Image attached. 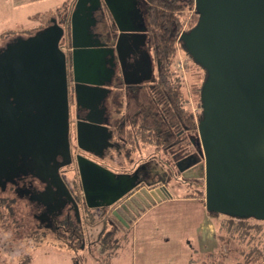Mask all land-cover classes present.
Segmentation results:
<instances>
[{
  "label": "water",
  "instance_id": "water-1",
  "mask_svg": "<svg viewBox=\"0 0 264 264\" xmlns=\"http://www.w3.org/2000/svg\"><path fill=\"white\" fill-rule=\"evenodd\" d=\"M139 2L76 0L70 24L79 104L96 93L104 98L115 73L108 61L111 51L99 37L89 40V28L96 25L93 11L102 6L110 10L124 37L148 31ZM195 7L198 22L179 40L206 78L196 137L200 157L187 168L199 162L193 177L205 179L207 212L264 221V0H195ZM135 22L143 27L135 28ZM64 34L54 17L48 27L0 50V170L19 156H41L48 162L62 151L71 162L67 55L60 45ZM88 118L85 125L78 123L79 146L104 158L98 150L108 147V126ZM77 161L86 205L111 207V217L125 226L137 214L136 205L142 211L170 196L165 187L141 188L121 203L137 186L134 174L117 175L83 156ZM75 212L79 218L76 203Z\"/></svg>",
  "mask_w": 264,
  "mask_h": 264
},
{
  "label": "rangeland",
  "instance_id": "rangeland-1",
  "mask_svg": "<svg viewBox=\"0 0 264 264\" xmlns=\"http://www.w3.org/2000/svg\"><path fill=\"white\" fill-rule=\"evenodd\" d=\"M75 4L76 0H0V50L15 38L30 37L48 27L51 19L55 17L65 29L60 44L65 51L71 42L70 20ZM192 11H196V7ZM36 14L40 15L35 17ZM105 23V19L98 22L96 18L95 31L99 32L97 34L103 32ZM121 34L118 44L120 43L122 47L124 44L125 52L128 53V57L123 55L126 60H123L121 65L124 64L126 72H131L132 76L147 79L144 70L149 68L152 62V49L148 44L147 33H126V37ZM188 63L189 61L187 72L180 75L185 82L186 105L194 111L201 104L192 90L194 78L190 76ZM151 69L152 66L150 72ZM200 111L202 114V108ZM128 145L134 151L126 159L123 157L124 163L121 167L113 165L106 158L101 159L102 162L99 163L107 167L132 170L138 159L141 160V164L150 162L147 180L154 174L161 176L162 181L154 186L165 187L170 195L168 198L156 202L155 205L152 203L150 206L144 205L141 219L134 228L113 235L103 234L105 226L98 213L95 215V212H92L94 210H91L92 213L81 210V224L77 223L74 215L73 219L76 225H81L84 230L82 236L85 248H82L81 241L74 240L71 243L68 241L69 238H60L50 230L39 229L36 212L30 209L28 202L19 198L10 199V195L1 193L0 264H236L245 259L240 251L244 249L248 253V248H251L252 244H238L237 240H227L219 225L224 216H211L207 212L205 179L193 177L200 169L197 168L198 171L193 169L191 174V179L198 180L186 184L184 181L187 179L180 176L174 167V171L167 169L165 162L170 158L168 153L160 152V149L151 146H142L141 149V144L137 146V143ZM77 150V148L73 150L74 154ZM131 157L134 161H131ZM143 170L146 171V168ZM167 170L170 173V175L167 173L168 177L165 172ZM66 173L70 182L76 180L75 192L80 194L81 190L77 186L80 179L77 163ZM143 177L146 178L145 175ZM144 182L145 185L142 184L141 188L147 191L156 189L153 184L149 186L146 185V180ZM200 191L203 194L202 200L195 197ZM261 227L263 233L260 235L259 245L264 253V222ZM255 235L258 236L257 233ZM99 239L101 241L98 244L93 242L92 245L91 241ZM104 239H109V242L103 246ZM99 257L102 261L98 259Z\"/></svg>",
  "mask_w": 264,
  "mask_h": 264
},
{
  "label": "flooded vegetation",
  "instance_id": "flooded-vegetation-1",
  "mask_svg": "<svg viewBox=\"0 0 264 264\" xmlns=\"http://www.w3.org/2000/svg\"><path fill=\"white\" fill-rule=\"evenodd\" d=\"M147 6V1L143 2L142 0H140L139 8L141 13H143L144 18L146 16ZM93 14L98 19V22L100 19H105L106 23L104 24V28L102 30L103 32L100 34H97L99 32L95 31V26L89 28V34L92 35L89 40L95 41V38L99 37V40L107 47L108 51H111L110 53H108V61L110 68L115 69V73L111 76L110 80L105 86V88H107V91L104 98L101 97L102 93H96L94 96L88 98L87 100L86 98H84L81 104H79L72 66L71 34L70 45L68 46V49L64 51L67 55L68 66V138L71 153V162L68 163L66 158L61 155L63 153L62 151V153L59 152L48 162L46 160L47 163L41 156H37L35 158L33 156H19L14 163L8 164L4 169L0 170V194H8L11 196L10 199L19 198L21 200H25L26 202H28L30 209L36 212L35 217L39 222V229L50 230L60 238H69L68 241L70 242L74 240L81 241L83 243V245L81 246L82 248H85L84 237L82 236L84 234V230L82 229L81 225H76V222L73 219V215L75 219H77V223L81 224V210L89 212H91V210H94L92 212H95V215L96 213H98L105 226L103 234L106 233L113 235L114 233L124 231L125 229L130 230L134 228L135 224L139 223V220L141 219V205H136L137 214L135 213L132 221L128 222V226H125L111 217V207L89 208L86 205L79 166L78 172L80 184L78 183L77 186L81 190L79 192L80 194H77L75 192L76 180L73 179V182H70L69 179H67L66 172L69 168H72L74 164L77 163L78 165V156H83L96 163H99V161L102 162L101 159L106 158L113 165H117L118 167L122 166V164L124 163L123 157L126 159L134 151V149L129 147L128 143L118 134L119 127L126 124V121L123 120L126 116L125 112H123V109L127 106L128 99H134L138 94L141 95V85L150 82L159 69V66L154 65V63L152 65V69L154 68L153 71L150 72V67L145 69L144 74L145 76H147V79L145 80H142L141 77L137 78L136 76H132L133 74L131 72H126V67L124 66V64H121L123 60H126L124 56L128 57V53L125 52L126 46H124V44L122 47L119 43L118 47V38L121 32L114 22L111 11L102 6V8L93 11ZM134 27L140 29L143 27V25L139 22H135ZM145 33H147L148 38V31H146ZM126 36L127 35H125L124 37ZM88 116L94 120L104 121V124L108 126V132L110 134V139H108V147L105 152L98 150V153H103L104 158H100L97 155L87 152L81 149L79 146L77 136L78 123L85 125L86 122H88ZM178 137L180 139V142L176 145L171 144L172 146L168 149V151L164 152L170 155V158H168L167 162H165L166 167L171 171H174V167L175 171L180 176H183V173L185 172L187 175H191V172H187V170L181 171V169L192 168L194 169V171H198L199 169V167H197L199 162L187 168L188 164H193L194 161H199L200 156L199 151L196 147V138L193 137V135L187 128L181 131L178 134ZM93 143L96 145V142ZM58 144L63 145V141L59 139ZM76 148L78 150L77 153L74 154L73 150H75ZM160 152H163V150H160ZM130 159L131 161H134L133 157H131ZM143 164H145V166ZM105 167L110 169L117 175L134 174V176L136 177L137 186L133 189V191L125 196L121 203L131 196H134L136 193L140 192L141 186L145 185L144 180H146V185L153 184V187L156 188L154 185L159 181L161 182L163 179L161 176L159 177L158 174H154L152 178L149 177V180H147V168H150V162H142L141 164L140 159L137 160V163L132 168V170H123L122 168L117 169L111 166ZM145 168L146 171L143 170ZM168 170L165 172L166 174L168 173L170 175ZM143 175H145L146 178H144ZM157 177L159 178L158 181ZM59 178L63 180L71 196L67 192H65V189ZM186 179L187 180L184 181L186 184L193 183L194 180H198L197 178ZM81 192L83 194H81ZM2 198L4 199V197ZM75 203L79 208V218L76 216ZM106 228H108V231L106 230Z\"/></svg>",
  "mask_w": 264,
  "mask_h": 264
},
{
  "label": "trees",
  "instance_id": "trees-1",
  "mask_svg": "<svg viewBox=\"0 0 264 264\" xmlns=\"http://www.w3.org/2000/svg\"><path fill=\"white\" fill-rule=\"evenodd\" d=\"M142 1L148 2L146 11V22L149 29L148 43L152 49L153 63L159 66V69L150 82L141 85V95L138 94L134 99L127 100V106L123 109L126 114L123 120L126 124L119 127L118 134L129 144L137 143V146L141 144V149L144 146H151L167 152L172 145L180 142L178 134L184 129L187 128L194 138L198 134L197 127L201 112L196 115L186 105L185 82L181 73L176 69V58L179 34L193 28L199 16L196 11H192L195 9V0ZM39 15L36 14L35 17ZM181 49L184 56H188L186 58L189 61L190 76L194 78L192 90L200 103L201 87L206 78V72L185 52L182 45ZM192 195L189 194V196ZM195 197L202 200V192L200 191ZM209 214L211 216L220 215ZM223 216L219 225L226 234L227 240H237L238 244H252L251 248H248V253L244 249L240 251L245 259L236 264L263 263L264 253L259 245V238L263 233L261 224L264 221ZM256 233L258 236L255 235ZM100 241L101 239L91 241V243L92 245L98 244ZM102 242L104 246L109 239H104ZM98 259L102 261L101 257Z\"/></svg>",
  "mask_w": 264,
  "mask_h": 264
},
{
  "label": "built area",
  "instance_id": "built-area-1",
  "mask_svg": "<svg viewBox=\"0 0 264 264\" xmlns=\"http://www.w3.org/2000/svg\"><path fill=\"white\" fill-rule=\"evenodd\" d=\"M184 33V32H181L179 34V37L180 35ZM177 48H178V57H177V60H176V69L178 72L180 73H183L185 74L187 72V60L185 57H183L181 54L183 53L182 52V49H181V44H180V40L178 39V43H177ZM199 107L195 108V110L193 111L196 115H199L200 114V110H201V105H198Z\"/></svg>",
  "mask_w": 264,
  "mask_h": 264
}]
</instances>
